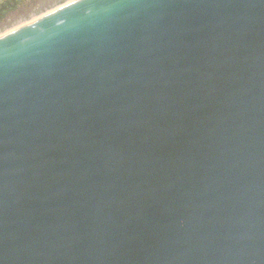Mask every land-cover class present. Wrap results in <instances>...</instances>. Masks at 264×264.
<instances>
[{"label": "water", "instance_id": "water-1", "mask_svg": "<svg viewBox=\"0 0 264 264\" xmlns=\"http://www.w3.org/2000/svg\"><path fill=\"white\" fill-rule=\"evenodd\" d=\"M0 264H264V0H79L0 39Z\"/></svg>", "mask_w": 264, "mask_h": 264}, {"label": "rangeland", "instance_id": "rangeland-1", "mask_svg": "<svg viewBox=\"0 0 264 264\" xmlns=\"http://www.w3.org/2000/svg\"><path fill=\"white\" fill-rule=\"evenodd\" d=\"M21 2L20 7L9 13L0 22V39L15 31L20 26L31 23L60 7L71 4L75 0H17ZM75 3V2H74ZM18 30V29H17Z\"/></svg>", "mask_w": 264, "mask_h": 264}, {"label": "trees", "instance_id": "trees-1", "mask_svg": "<svg viewBox=\"0 0 264 264\" xmlns=\"http://www.w3.org/2000/svg\"><path fill=\"white\" fill-rule=\"evenodd\" d=\"M20 3L21 2H18L17 0H12L0 6V22H2L9 13L18 9L21 5Z\"/></svg>", "mask_w": 264, "mask_h": 264}, {"label": "bare ground", "instance_id": "bare-ground-1", "mask_svg": "<svg viewBox=\"0 0 264 264\" xmlns=\"http://www.w3.org/2000/svg\"><path fill=\"white\" fill-rule=\"evenodd\" d=\"M77 1H79V0H75L74 2H77ZM74 2H72V3H74ZM72 3H71V4H72ZM68 5H70V4H68ZM68 5H66V6H68ZM66 6L60 7L59 9H57V11L60 10V9H62V8H64V7H66ZM54 12H56V11H53L52 13H54ZM52 13H49L48 15H50V14H52ZM48 15H45L44 17H46V16H48ZM44 17H41V18H39V19H42V18H44ZM39 19H37V20H39ZM37 20H35V21H37ZM35 21H32L31 23H34ZM31 23L25 24L24 26H20V27L17 28V29L19 30V29H21V28H23V27H25V26H27V25H30ZM17 29H16V30H17ZM16 30H15V31H16ZM13 32H14V31H13ZM10 33H12V32H10ZM10 33H9V34H10ZM6 36H7V35H6ZM4 37H5V36H4ZM1 39H2V38H1Z\"/></svg>", "mask_w": 264, "mask_h": 264}]
</instances>
